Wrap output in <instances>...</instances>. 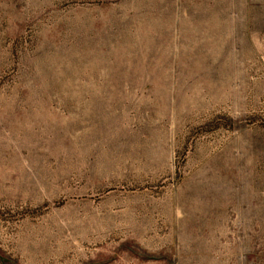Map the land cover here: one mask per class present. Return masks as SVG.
<instances>
[{
  "label": "rangeland",
  "instance_id": "rangeland-1",
  "mask_svg": "<svg viewBox=\"0 0 264 264\" xmlns=\"http://www.w3.org/2000/svg\"><path fill=\"white\" fill-rule=\"evenodd\" d=\"M0 264H264V0H0Z\"/></svg>",
  "mask_w": 264,
  "mask_h": 264
}]
</instances>
